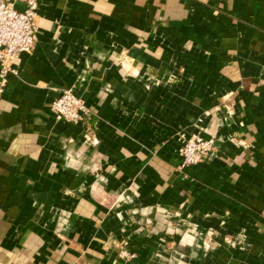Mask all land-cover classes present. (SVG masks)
I'll list each match as a JSON object with an SVG mask.
<instances>
[{"label": "crops", "instance_id": "0c3cea01", "mask_svg": "<svg viewBox=\"0 0 264 264\" xmlns=\"http://www.w3.org/2000/svg\"><path fill=\"white\" fill-rule=\"evenodd\" d=\"M35 25L0 90V264H264V0H38ZM180 133L215 145L182 167Z\"/></svg>", "mask_w": 264, "mask_h": 264}, {"label": "built area", "instance_id": "2783aa9c", "mask_svg": "<svg viewBox=\"0 0 264 264\" xmlns=\"http://www.w3.org/2000/svg\"><path fill=\"white\" fill-rule=\"evenodd\" d=\"M18 2L24 4L22 9L17 7ZM37 9L38 0H0V90L11 69L10 64L34 47ZM51 109L57 119L68 122H79L89 112L83 98L72 88H61ZM179 142L178 154L182 158V167L200 162L215 145L214 138L199 133L190 136L180 133ZM121 255L133 256L126 249L121 251Z\"/></svg>", "mask_w": 264, "mask_h": 264}]
</instances>
